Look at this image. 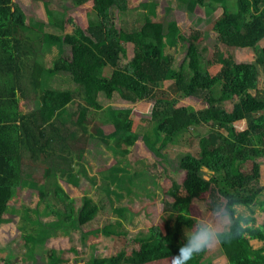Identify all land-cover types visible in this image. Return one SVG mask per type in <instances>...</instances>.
Masks as SVG:
<instances>
[{"label":"trees","instance_id":"16d2710c","mask_svg":"<svg viewBox=\"0 0 264 264\" xmlns=\"http://www.w3.org/2000/svg\"><path fill=\"white\" fill-rule=\"evenodd\" d=\"M88 1L68 0L67 7L84 22L80 11ZM93 1V22L83 27L73 43L72 57L60 56L48 64L40 54L44 34L28 26L25 14L14 11L13 0H0V8L5 11L0 13V26L9 27L17 36L15 65L12 63L10 69L0 66V69L5 68L0 70V193L20 187L30 167L42 159L50 163L49 177L55 179L53 188L44 185L39 190L45 214H51L52 219L45 221L42 214L33 215L29 206L22 208L17 228L32 240L26 255L34 258L40 243L60 235L72 237L73 232L85 242L87 234L82 225L86 218L74 215V198L67 189L68 180L78 179L74 159L90 141L100 152L103 144H108V133L97 125L100 134L96 136L90 132L88 124L106 107L102 95L107 98L119 95L134 103L151 101L150 110L141 112L142 120L154 123L156 132L169 136L173 144L185 142L184 136L193 138V128L207 129L198 138L197 155L187 153L174 161L161 151L156 153L154 165L161 166L172 181L165 193L163 226L165 238L170 229H175L171 243L175 246L174 256L186 243L183 227L195 226L196 220L190 214L191 204L208 193L205 199L208 210L213 214L222 212L229 218L227 228L221 232L234 228L238 217H248L245 225L250 230L256 229L244 238L218 244L227 264H264V185L260 181V166L264 164V48L260 45L264 39V0H236L237 11L224 8L209 24V31L215 34L216 40L210 63L220 64L213 75L203 69L200 59V51L209 49L207 44L199 47L205 31L195 29L190 34L169 37L178 22L174 16L167 20L153 17L157 16V4L152 6L142 26L125 31L114 11L115 7L124 6L121 0ZM182 1L193 20L197 8L208 7L209 15L225 0ZM55 24L66 30L65 20H56ZM12 35L0 34V46L7 50V39ZM72 38L73 32H67L66 42H71ZM127 43H133L135 48L137 65L132 71L119 66ZM155 49H160L159 57L150 54ZM239 50L254 53V59L242 63L240 69L235 55ZM179 51L184 56L180 64L175 65V53ZM167 81H172L168 89L165 88ZM68 82L73 85H67ZM24 97L37 101V107L24 111ZM189 97L202 101L203 107L181 104ZM72 106L78 113L77 118H72L73 123L83 127L80 135L75 128L67 127L64 131L61 126L64 114ZM240 118L245 120V128L236 133L233 124ZM121 131L113 133L116 143L108 146L113 148L114 155L124 157L127 152L122 142L131 139L122 136ZM119 162L108 169L109 181L105 180L103 187L106 200L114 207L116 220L104 222L102 232L114 238L127 235L124 223H130L132 218L130 208L114 205V197L121 199L123 195L119 190L141 196L131 186L145 175L143 170H132L130 162L126 161L123 166ZM247 164L250 171L244 173L242 167ZM175 171L183 172L179 182L174 179ZM153 187H147L145 193L151 195ZM239 205L258 206L261 221L254 216L238 215L235 207ZM101 207H105L104 203ZM3 223L5 219L0 211V226ZM252 240L261 242V247L254 249ZM206 252L195 256L188 264H206ZM170 254L164 244L153 249L133 248L130 253L121 250L111 256L92 251L85 264H147ZM10 264L21 262L14 260Z\"/></svg>","mask_w":264,"mask_h":264},{"label":"rangeland","instance_id":"374dc122","mask_svg":"<svg viewBox=\"0 0 264 264\" xmlns=\"http://www.w3.org/2000/svg\"><path fill=\"white\" fill-rule=\"evenodd\" d=\"M67 1L34 0L30 5L33 24L35 26L40 24L44 26L45 24L46 33L44 37L47 44H45V48L42 47L40 54L45 56L48 64H51L60 56L72 57L73 43L81 34L83 27L89 25L91 21L93 22L95 16L93 0H89L82 6L80 13L85 18L84 22L80 20L76 12H72L67 7ZM121 2L124 6L121 9L115 7L114 11L117 21L125 31L131 30L135 26H142L154 4H157L158 8L157 16L153 17L167 20L174 16L173 18L178 22V26L169 33V37L174 38L179 33L190 34L195 29L205 31L206 34L200 40L199 47L207 44L209 49L200 51L202 67L212 75L218 71L220 64L210 63L212 51L216 44L215 34L209 31V24L212 22L213 17H205L204 8H197L195 11L197 15L194 13L196 18L193 16L194 18L191 20L186 6L181 0H121ZM225 3L230 11L235 12L238 10L236 0H225ZM70 18L73 20L70 21ZM60 19L67 22L66 30H62L55 24L56 20ZM67 32H73L72 41L69 43L65 39ZM262 48H264V43ZM168 51L174 50L168 48ZM150 54L159 57L160 49H155ZM134 55V44L127 43L122 51L119 66L128 71L135 69L137 64ZM235 55L239 62V69L242 67V63L254 59V53L250 50H239L235 52ZM183 56L182 51L175 53V65L180 64ZM171 83L172 81H167L165 88L168 89ZM67 85L72 86L73 83L68 82ZM101 99L106 107L100 114H97L95 121L88 124L90 132L99 136L98 129H103L105 133H108L107 137L110 139L108 144L114 145L117 138L116 136L114 138L113 133L120 129L122 130L121 135L130 138L131 141L124 140L122 142V146L127 152L124 157L120 154L114 155L113 148L109 147L107 143L103 144V151L100 152L97 150V146L90 141L87 147L80 151L74 159V169L78 179L74 177L69 179L67 189L74 198V215L77 217L81 214L86 218L85 223L82 225L87 234L85 242L79 240L77 232H73L72 237L60 235L40 243L33 255L34 258H29L26 255V250L32 244V240L17 228L21 222L23 206H29L33 209V215L36 217L42 214L41 218L45 221L53 218L51 214H45L44 205L39 197L41 187L45 185L47 188H53L55 180L49 177L50 163L42 159L34 162L33 166L30 167L29 173L27 172L28 174L23 176V184L20 187L8 188L2 194L0 193V211H2V216L5 219V223L0 226V264H10L14 260L21 262V264H85L92 251L101 256H111L116 255L121 250L130 253L133 248L153 249L162 244L168 251H171V254L166 258L147 264H172L175 246H172L171 243L174 241L175 229H170L165 238L163 226L165 193L171 187L172 181L162 172L161 166L154 165L156 163V153L161 151L174 161L187 153L197 155L199 151L198 138L205 134L207 129L201 126L193 128L191 130L193 138L184 136L185 142L176 145L171 142L169 136L157 133L154 123L148 124L142 120L141 112L150 110L151 101L134 103L119 95L113 98L102 95ZM181 104H192L196 108L203 107L202 101L193 97L182 100ZM37 105L38 102L32 100V98L22 99V109L24 111L33 110ZM227 106L231 108V105ZM71 108L68 113L64 114L65 119H63L61 126L64 131L67 127L69 129L75 128L80 135L83 127H77L73 123L72 118H77L78 113L75 112V109L73 110V106ZM67 120H69L68 124L63 125ZM97 125H100L99 128ZM233 125L234 131L241 133L245 128V120L240 118L234 121ZM118 160H120L119 164L122 166L126 161L130 162L132 170H143L145 175L142 179L135 180L131 186V189L135 193H140L141 196L129 195L125 190H119L123 195L121 199L118 200L114 197V205L130 208L132 215L131 222L124 223L123 229L128 231L127 235L114 238L102 232L104 222L114 223L116 220L114 207L106 200L107 194L104 192L103 187L105 180H108V169ZM249 169V164L242 167L244 173H248ZM173 175L178 182L183 178V172L181 171H175ZM262 176L264 180V168ZM153 184L156 187H153ZM150 186L154 189L151 195L145 193V189ZM207 196L208 193H204L201 200H196L191 204L190 214L196 222L192 228L183 227L186 236L198 230L201 225L205 227L211 225L219 231H224L227 228L229 218L222 212L211 213L205 202ZM262 200H264V196ZM1 203L5 205V208H1ZM103 203L104 208L101 207ZM257 205L259 206V204ZM258 206L239 205L235 207V211L238 215L254 216L260 222L262 214L257 210L260 207ZM89 216H91L90 220L87 219ZM253 243L255 245V242ZM260 247V245H255L254 248L258 249ZM204 259L206 264H227L219 245L207 250Z\"/></svg>","mask_w":264,"mask_h":264},{"label":"clouds","instance_id":"9594fccd","mask_svg":"<svg viewBox=\"0 0 264 264\" xmlns=\"http://www.w3.org/2000/svg\"><path fill=\"white\" fill-rule=\"evenodd\" d=\"M247 219L248 217H238L235 227L226 232H221L211 225L207 227L201 225L198 230L186 236V243L172 257V264H188L195 256L216 247L218 244L230 243L234 239L248 236L250 232L256 229L252 228L250 230L245 225Z\"/></svg>","mask_w":264,"mask_h":264},{"label":"crops","instance_id":"0c3cea01","mask_svg":"<svg viewBox=\"0 0 264 264\" xmlns=\"http://www.w3.org/2000/svg\"><path fill=\"white\" fill-rule=\"evenodd\" d=\"M33 1L34 0H13V3H14V11L25 14L27 16V24H28V26H30L31 28L35 29L38 33H42V34L45 35V33H46V29H44L45 24H44V26H41V24L39 26H35L33 24V22H32V16H33V14H32V11L30 9V5H31V3ZM181 2L183 3L182 0H181ZM207 2H209V0H207ZM223 3H224L223 5H220L218 8L215 9V11L211 12V14H209V15L207 13V8L208 7H203L205 9L204 10L205 17H213L212 20H214L215 18H217L218 16H220L222 14L224 8H228V6L225 3V1ZM0 7H2V6H0ZM2 11L5 12L2 8H0V13ZM10 30L11 29L9 27L0 26V34L1 35H3V33H5V32H7L8 34H13L12 37H10V38H9L10 35L8 36V39H7L8 40L7 50L4 49V47H1L0 46V66L1 67H7V68L9 67V69H10V66L12 65V63H13V66L16 63V58L14 57V55H15V50H16V38H17V36L15 35V33H13ZM43 41H44V44L43 45H44V48H45V44H47L46 43L47 41H45V37L43 38ZM263 43H264V39L260 42L261 47H262V44ZM30 62H31V59H30ZM3 69H5V68H2L0 70H3ZM7 75H8V80H9L10 79V73H8ZM23 99H26V97H24ZM262 165L263 164H261V166H260V174H261L260 181H261V183L264 182V180L262 178L263 177L262 176V173H263L264 166H262ZM257 210H259V213L262 214L260 208L259 209L257 208ZM257 221H258V219H257ZM253 242H255V245H260V246L262 245L261 242H259L257 240H252L251 241V245L253 246V248L255 247V245H254Z\"/></svg>","mask_w":264,"mask_h":264}]
</instances>
